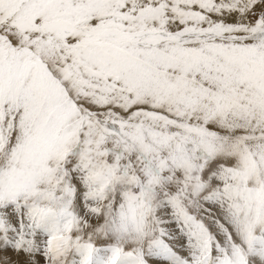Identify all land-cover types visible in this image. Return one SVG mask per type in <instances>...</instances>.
<instances>
[{
    "label": "snow or ice",
    "instance_id": "1",
    "mask_svg": "<svg viewBox=\"0 0 264 264\" xmlns=\"http://www.w3.org/2000/svg\"><path fill=\"white\" fill-rule=\"evenodd\" d=\"M0 264H264V0H0Z\"/></svg>",
    "mask_w": 264,
    "mask_h": 264
}]
</instances>
